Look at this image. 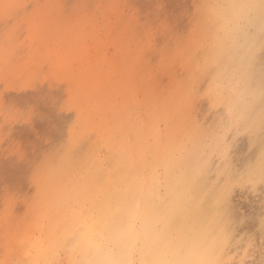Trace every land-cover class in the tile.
Returning <instances> with one entry per match:
<instances>
[{"label":"rangeland","instance_id":"rangeland-1","mask_svg":"<svg viewBox=\"0 0 264 264\" xmlns=\"http://www.w3.org/2000/svg\"><path fill=\"white\" fill-rule=\"evenodd\" d=\"M221 229L264 264V0H0V264H194Z\"/></svg>","mask_w":264,"mask_h":264},{"label":"clouds","instance_id":"clouds-1","mask_svg":"<svg viewBox=\"0 0 264 264\" xmlns=\"http://www.w3.org/2000/svg\"><path fill=\"white\" fill-rule=\"evenodd\" d=\"M227 247V237L223 230L212 237L210 244V254L207 258L195 261L194 264H230L231 257L227 260L221 259ZM240 264H243L241 260Z\"/></svg>","mask_w":264,"mask_h":264},{"label":"bare ground","instance_id":"bare-ground-1","mask_svg":"<svg viewBox=\"0 0 264 264\" xmlns=\"http://www.w3.org/2000/svg\"><path fill=\"white\" fill-rule=\"evenodd\" d=\"M71 136V135H70ZM30 154V153H29ZM42 154V153H41ZM90 172V171H89ZM110 172H111V170H110ZM72 175V174H71ZM73 181V180H72ZM54 186V185H53ZM59 199V198H58ZM190 208V207H189Z\"/></svg>","mask_w":264,"mask_h":264}]
</instances>
